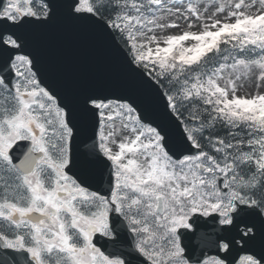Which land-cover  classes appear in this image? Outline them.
<instances>
[{
	"label": "snow or ice",
	"instance_id": "obj_1",
	"mask_svg": "<svg viewBox=\"0 0 264 264\" xmlns=\"http://www.w3.org/2000/svg\"><path fill=\"white\" fill-rule=\"evenodd\" d=\"M62 29L127 83L56 85ZM0 264H264V0H0Z\"/></svg>",
	"mask_w": 264,
	"mask_h": 264
},
{
	"label": "water",
	"instance_id": "obj_2",
	"mask_svg": "<svg viewBox=\"0 0 264 264\" xmlns=\"http://www.w3.org/2000/svg\"><path fill=\"white\" fill-rule=\"evenodd\" d=\"M71 43L74 45V57L69 63L52 66L45 58L40 59L41 70L56 85L69 87L82 83H107L122 87L127 83L120 57L105 47L98 37L79 34L71 29H62L46 38H41L37 42V47L40 49L39 54L58 55L62 61L67 58L68 53L73 52V48L69 49ZM62 71L68 74L63 79H61ZM146 114L151 115L152 120L157 119V112L151 107Z\"/></svg>",
	"mask_w": 264,
	"mask_h": 264
},
{
	"label": "rangeland",
	"instance_id": "obj_3",
	"mask_svg": "<svg viewBox=\"0 0 264 264\" xmlns=\"http://www.w3.org/2000/svg\"><path fill=\"white\" fill-rule=\"evenodd\" d=\"M245 86H246V87H252V85H251V84H246Z\"/></svg>",
	"mask_w": 264,
	"mask_h": 264
}]
</instances>
